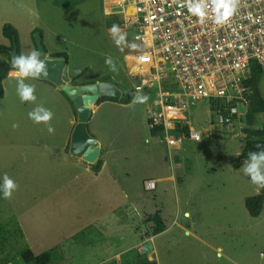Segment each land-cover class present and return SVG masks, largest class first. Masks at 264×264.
<instances>
[{"label":"rangeland","instance_id":"374dc122","mask_svg":"<svg viewBox=\"0 0 264 264\" xmlns=\"http://www.w3.org/2000/svg\"><path fill=\"white\" fill-rule=\"evenodd\" d=\"M63 1L66 3L63 4ZM18 2L0 0V44H9L2 35L5 23L12 24L19 33L20 54L35 49L32 37L39 31L47 48L50 46L57 50H67L72 64L90 66L87 69L88 76L105 79L106 74L112 73L114 79L120 82V88L132 89L134 80L127 73L123 55L125 45L117 47L101 23L102 15L99 11L102 9V0H30L28 6H19ZM129 43L127 38L126 44ZM107 56L115 60L118 72L109 70L105 64ZM1 57L4 55L0 54ZM258 86L264 96V75ZM18 102H10L6 107V111L11 108V118L4 114L3 105H0L1 183L6 173L19 186L9 200H5L0 193V227L10 245V250L0 256V264H7L26 247L17 223L9 217L11 213L17 216L36 246L33 250L47 251L49 242L63 241V237L70 232L66 223H71L73 217L78 215L74 206L77 207L75 202L81 200L73 196L72 182L67 184L73 172L56 166V163L52 168L49 167L50 174L65 169L62 172L65 176L54 186H59L60 192L68 196L60 199L53 197L41 202L34 195H22L26 189L37 191L39 180L36 167H26L17 161V157L7 156L10 164H6L8 140H17L13 134L16 128L11 123L20 124V115L25 111ZM187 114L190 125L201 132V139L186 137L180 149L169 153L161 139L162 135H156L153 141L154 163L151 162L142 172L138 165L133 164L129 171L134 185V193L128 198L131 211L122 209L123 214L129 215L124 217L115 214L119 222L124 220L127 223H117L114 213L110 212L111 204L122 203L126 199L93 198L90 213L92 222L94 225L100 221L106 222V229L101 230V242L88 249L86 255L80 256L81 253L69 261H52L50 264L91 263L126 248L125 252L130 251L131 254L115 256L107 264H264L261 255L264 254V203L259 216L248 214L244 200L256 194L259 189L241 171L244 161L238 168H234L244 142V128L261 127L263 115L256 114L251 121L243 117L239 123L228 128L216 123L204 101L192 103ZM25 121L24 118L22 124L29 127ZM45 158H49L50 165L57 160L51 153H46ZM14 174L17 176H10ZM171 174L175 176L174 180L168 178ZM148 179L155 181L154 189L145 188L144 183ZM37 200L41 202L40 205L33 206ZM102 201H106V204H97ZM155 212L161 215L165 229L152 235V223L143 220ZM31 228L38 230L35 233ZM49 232L55 238L49 237ZM153 250L157 257L152 256ZM14 262L24 264L21 258Z\"/></svg>","mask_w":264,"mask_h":264},{"label":"built area","instance_id":"2783aa9c","mask_svg":"<svg viewBox=\"0 0 264 264\" xmlns=\"http://www.w3.org/2000/svg\"><path fill=\"white\" fill-rule=\"evenodd\" d=\"M102 1L105 16L118 17L138 45L124 54L128 74L134 90L149 96V128L169 148L201 139L187 114L194 102H206L220 126L246 117L252 67L264 75V0H240L223 25L215 23L210 0L203 22L189 12V0Z\"/></svg>","mask_w":264,"mask_h":264},{"label":"crops","instance_id":"0c3cea01","mask_svg":"<svg viewBox=\"0 0 264 264\" xmlns=\"http://www.w3.org/2000/svg\"><path fill=\"white\" fill-rule=\"evenodd\" d=\"M28 1L30 0H19L18 4L19 6H28ZM61 2L62 1H60V3ZM65 3L66 1H63V4ZM99 12L102 15L101 23L104 30L109 34L110 27L106 25L107 16L104 14L103 5ZM42 41L44 42V40ZM44 46L48 54H67L68 58L66 59L65 68L67 69V75L70 78L71 84L81 85L107 81L114 84L121 91L125 89L118 86L120 82L117 79H114V74H106L105 76L107 78L105 79L91 75L88 76L87 69L90 68V66L79 67L72 64L67 50H57L50 46L47 48L45 43ZM124 49L125 54L128 51L127 44H125ZM1 58L6 59V56ZM12 71L13 68L11 67L6 78L3 80V95L0 97V105H3L2 110L9 118L12 117V111L11 108H8V111H6V107L10 105V102L14 103L15 101H19V105L25 108V111H23L20 115V124H17V122L11 123L12 125H18L17 127H13L14 129L16 128L13 134H15L17 140H8L5 154L6 164H10L6 158L7 156L17 157V161L26 167H36V176L39 180L37 183V191L33 192L30 189H26L22 191V195L25 197L34 195L36 198H40L41 202L53 197L60 199L68 196L67 193L60 192L59 186H54V183L65 176L62 173L65 169H61V172L52 171V175L50 174L51 170H49V167L51 166L52 168L56 163V166L67 168L73 172L72 176L67 180V184L70 185V182H72V194L73 196H76L75 199L81 200L75 202L77 207L74 206V209L78 211V215L73 217L71 223H66V227H68L70 232L63 237V241L53 240L49 242L47 244L49 245L47 251L33 250V247L36 246L27 236L28 234L18 220L17 216L14 213H11L9 217L13 218V220L17 223L18 229L24 238L26 247L7 264L16 263L14 261L20 258L22 253L28 250L32 251L34 255L42 252H48L50 254L49 264L52 261H54V263H58V261H69L81 253L82 254L80 256L86 255L88 253V249L92 248L93 245L97 246L98 243L101 242L99 239L103 236L101 230L106 229V222L104 223V221H100L101 223L94 225L90 218L93 198H124L126 200L122 201V203L111 204L110 212L114 213V215L121 214L124 217V215L127 216L128 214H123L124 212L122 209L126 208L128 210L127 212L131 211V202L128 201V198L134 193V185L133 180L130 179L129 171H131L132 165L136 164L135 166L138 165L139 171L142 172L145 168L149 167L151 162L153 164L155 161V146H153V141L157 136H153L151 134V129L149 128L147 119L150 100L148 99L147 103L136 104L135 106H129L130 102L124 104L114 100H102L100 102H96L91 107L88 117V130L97 140L99 147L98 157L102 159L101 167L99 170L95 171L92 168V163L83 160L81 157L72 155L69 151L70 137L76 123V109L61 92L60 87L43 79H27L25 81L26 83L34 84L36 86L35 95L37 96V101L35 104L21 103L16 92L17 81L10 75V72ZM113 79L115 81H113ZM132 84V89L126 88V90L132 91L133 96H135V92L137 91L134 90V81ZM141 93L147 94L144 92ZM36 104H42L45 108L50 109L54 113L51 121V125L55 129L54 133L50 134L45 124H35L31 119H29L28 113L36 106ZM24 118L26 119L25 122L29 125V127L22 124ZM158 135L162 134L158 133ZM161 139L164 141L169 153L172 150L181 148H169L163 135ZM46 153H51L57 159L52 162V165L49 163V158H45ZM23 160L26 161L23 162ZM10 176L15 177L17 175L14 174ZM168 178L174 180L175 176L171 174ZM147 181L153 182V187L148 189H154L155 181L151 179L145 181V188L147 189ZM49 183H51L50 188ZM74 183H78L77 186H73ZM109 187L112 188L113 191H110ZM76 189L78 190L75 191ZM41 202L37 200L32 205L38 206ZM97 204H106V201H102V203L98 202ZM31 208L32 206L30 209ZM114 220L121 225L127 223L124 222V220L119 222L116 215ZM127 220H129L128 217ZM57 229L60 228L57 227ZM37 230V228L33 229L35 233ZM1 231L3 232L2 229ZM3 234L8 242V238L4 232ZM49 234V237L55 238L52 232H49ZM30 235H33V233H30ZM126 249L115 252L111 256H104L91 263L85 264H107V262L115 256L121 257V254H129L130 251L125 252ZM9 250L10 245L6 252ZM151 253H153V255L151 254L153 257H157L156 251L153 250Z\"/></svg>","mask_w":264,"mask_h":264},{"label":"clouds","instance_id":"9594fccd","mask_svg":"<svg viewBox=\"0 0 264 264\" xmlns=\"http://www.w3.org/2000/svg\"><path fill=\"white\" fill-rule=\"evenodd\" d=\"M212 11L215 13V23L218 25L225 24L230 16L236 11L239 6L240 0H210ZM207 0H189L188 10L193 15L197 16L201 22L207 16L208 8ZM109 34L117 47L125 45L127 43V33L118 25L113 24L109 28ZM130 48H137L135 43L127 44ZM46 58L41 59V52L33 49L29 53H21L15 55L12 59L13 71L10 75L13 76L16 81V92L21 103H33L37 101L35 95L36 86L34 84L26 83L27 79H39L42 76L48 75ZM105 64L112 72H118L115 60L111 56L105 58ZM141 90L137 89V95L132 97L129 106H135L136 104L147 103L149 96L147 94H140ZM54 113L45 108L42 104H36V106L28 113L29 119L35 124L43 123L47 126L48 132L54 133L55 129L51 125ZM18 125H13L17 127ZM258 151H250L247 159L244 161L241 171L250 178L253 185H256L258 189L264 188V147L261 145L256 146ZM16 182L11 179L6 173L3 176L2 183H0V193H2L5 200L12 198L13 192L18 189ZM264 258V254H261ZM217 258H220L218 252Z\"/></svg>","mask_w":264,"mask_h":264},{"label":"trees","instance_id":"16d2710c","mask_svg":"<svg viewBox=\"0 0 264 264\" xmlns=\"http://www.w3.org/2000/svg\"><path fill=\"white\" fill-rule=\"evenodd\" d=\"M121 20L118 17H106V25L111 27L113 24H118L120 26ZM2 35L8 41V45L0 44V54L6 56L5 58H0V97L3 95V80L6 78L9 69V50L13 47H16L17 54H20V41L19 33L17 29L10 23H5L2 26ZM42 35V33H41ZM33 38V37H32ZM55 55H62L65 59L68 58L66 53H59ZM261 70L256 65L252 67V73L249 78V105L248 111L246 114V120L251 121L253 116L256 114L263 115V124L261 127H246L244 128V142L241 146L240 152L238 154V160L234 163V168H238L241 165V162L245 161L248 157L250 151H258L257 145L264 147V96L259 90V81L261 78ZM67 99L72 103V100L61 91ZM133 94L130 90H123L119 98L100 96L97 102L102 100H114L120 103L127 104L132 100ZM73 104V103H72ZM186 134H188V129L185 128ZM158 131L151 130L152 135H158ZM162 134V133H160ZM93 170L97 171L102 165V159L98 157L95 162L92 164ZM1 183V181H0ZM264 203V188H260L258 192L252 196L246 197L244 200V206L248 214L252 217H257L263 209ZM145 223H152L151 231L152 235H156L162 232L165 229L164 221L159 214L155 212L148 215L144 220ZM9 248V244L0 229V255L6 252ZM128 255V254H126ZM124 255V256H126ZM21 260L24 263H33V264H49L50 254L48 252H42L40 254L34 255L32 251L28 250L20 255Z\"/></svg>","mask_w":264,"mask_h":264},{"label":"water","instance_id":"95a60500","mask_svg":"<svg viewBox=\"0 0 264 264\" xmlns=\"http://www.w3.org/2000/svg\"><path fill=\"white\" fill-rule=\"evenodd\" d=\"M35 49L41 52V59L46 58L48 75L39 79L47 80L60 87L71 100L76 109V123L73 127L69 151L72 155L93 163L98 158L99 147L97 140L88 130V117L91 107L100 96L119 98L122 91L114 84L101 81L81 85L70 83L65 68L66 59L62 55L48 54L39 31L33 34ZM17 54L16 47L9 50V65L12 67V59Z\"/></svg>","mask_w":264,"mask_h":264},{"label":"bare ground","instance_id":"6f19581e","mask_svg":"<svg viewBox=\"0 0 264 264\" xmlns=\"http://www.w3.org/2000/svg\"><path fill=\"white\" fill-rule=\"evenodd\" d=\"M151 183H153V182L151 181Z\"/></svg>","mask_w":264,"mask_h":264}]
</instances>
